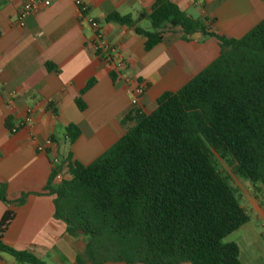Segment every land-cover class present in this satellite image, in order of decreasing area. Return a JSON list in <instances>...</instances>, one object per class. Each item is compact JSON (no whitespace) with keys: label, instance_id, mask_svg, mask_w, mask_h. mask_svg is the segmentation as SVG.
Returning a JSON list of instances; mask_svg holds the SVG:
<instances>
[{"label":"trees","instance_id":"obj_1","mask_svg":"<svg viewBox=\"0 0 264 264\" xmlns=\"http://www.w3.org/2000/svg\"><path fill=\"white\" fill-rule=\"evenodd\" d=\"M144 18L150 29L139 25ZM107 20L133 28L147 51L169 38H216L221 49L182 88L162 94L153 112L126 114L125 135L97 160L85 165L68 156L52 168L43 189L57 195L55 216L70 235L89 237L76 264H242L238 244L225 239L250 216L218 159L232 160L239 176L264 189V19L233 37L212 26L215 18H194L172 0H155L137 18L115 12ZM47 69L58 71L50 63ZM67 134L74 142L80 129L70 125ZM63 165L71 178L53 186ZM0 199L12 204L4 183ZM14 218L8 208L0 219V253L47 264L4 242Z\"/></svg>","mask_w":264,"mask_h":264},{"label":"crops","instance_id":"obj_2","mask_svg":"<svg viewBox=\"0 0 264 264\" xmlns=\"http://www.w3.org/2000/svg\"><path fill=\"white\" fill-rule=\"evenodd\" d=\"M29 1L0 0V183L7 185L12 202L7 206L0 199V219L8 208L15 211L3 240L16 250L33 252L47 264H76L89 237L70 235L66 223L55 216L57 195L43 189L50 180L53 160L59 158L58 165L68 156L85 165L97 160L125 135L127 126L122 120L126 114L135 109L153 112L162 94L182 88L219 56L221 48L216 38L204 43L169 38L147 51L144 39L133 28L107 18L115 12L137 18L149 12L155 0H83L89 15L99 22L113 50L110 54L123 55L122 75L147 84L136 107L123 78H114L113 63L91 50L94 33L81 21L77 0H54L20 26L19 13ZM172 1L194 18H215L212 26L233 37L245 35L264 19V0ZM139 25L151 28L148 18ZM49 63L58 71L48 70ZM92 79L95 83L86 89ZM79 98L84 110L77 105ZM28 108L33 109L30 121H26ZM70 125L80 129L74 142L67 134ZM14 126L17 130L11 132ZM48 139L53 145L38 151L37 143ZM66 172L67 165H63L53 186ZM239 184L236 190L250 220L226 242L238 244L242 264H264V189ZM0 264L30 263L0 253Z\"/></svg>","mask_w":264,"mask_h":264},{"label":"built area","instance_id":"obj_3","mask_svg":"<svg viewBox=\"0 0 264 264\" xmlns=\"http://www.w3.org/2000/svg\"><path fill=\"white\" fill-rule=\"evenodd\" d=\"M54 0H30L29 2H26L18 16V24L20 26L25 25L26 18L38 11L39 9L43 7H48L52 4ZM77 6L79 8V13L81 17L82 22H86L93 30L94 33V39L90 43V48L94 52L96 56H100L102 58H105L107 61L113 63L114 65V71L118 77L123 78L125 85L127 86V91L130 94L132 98V103L134 106H138L143 95L145 94L147 90V84L145 81L141 80H134L128 76H123L122 72L126 68V61L123 57V55L120 52H115V54H110L112 48L110 44L106 41L103 33L100 29L99 22L91 17L88 13L89 6L86 2L83 0H77L76 1ZM114 49V48H113ZM115 50V49H114ZM33 115V109L28 108L27 109V116L26 121H30ZM11 132H15L17 130V127L14 126L11 129ZM53 145V141L48 139L44 142L40 141L37 143V150L40 152H45L47 148ZM60 163L59 158H55L53 160V166H57Z\"/></svg>","mask_w":264,"mask_h":264},{"label":"rangeland","instance_id":"obj_4","mask_svg":"<svg viewBox=\"0 0 264 264\" xmlns=\"http://www.w3.org/2000/svg\"><path fill=\"white\" fill-rule=\"evenodd\" d=\"M218 167L223 173H225L226 175L230 177V182L232 186L235 187L236 189L240 190L241 187L239 183H242V182H247L249 184V187L250 186L253 187V184L251 183L249 179L239 176L237 174L235 163L232 160L218 159ZM70 178H71L70 174L66 172L64 174V179L68 181ZM60 182L61 181H58L57 183H60Z\"/></svg>","mask_w":264,"mask_h":264}]
</instances>
